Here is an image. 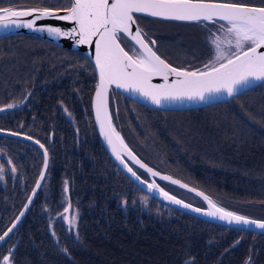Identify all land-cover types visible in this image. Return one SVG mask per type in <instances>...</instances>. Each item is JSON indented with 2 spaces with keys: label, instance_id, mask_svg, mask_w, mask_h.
<instances>
[{
  "label": "trees",
  "instance_id": "trees-1",
  "mask_svg": "<svg viewBox=\"0 0 264 264\" xmlns=\"http://www.w3.org/2000/svg\"><path fill=\"white\" fill-rule=\"evenodd\" d=\"M60 1L0 0V8H58L68 3ZM234 2L259 5L261 0ZM6 38L14 39L6 44ZM42 40L27 34L0 37V105L12 99L24 103L4 113L5 117L12 113L14 123L5 122L0 128L34 137L46 146L50 157L46 182L27 215L1 244L0 258L11 248L12 264H264V234L214 224L161 204L145 195L111 162L103 152L91 117L90 99L96 84L91 63L78 52L44 47ZM172 59L179 61V56L173 54ZM193 60L199 63L192 68H201L209 59ZM83 63L85 68L80 67ZM258 92L263 105L264 89ZM117 95L122 122L119 128L146 163L204 190L230 209L239 208L236 201L264 203V151L259 137L255 138L257 132L264 134V126L256 128L244 119L250 135L231 137L216 149L208 141L211 133L221 137L242 131L230 119L237 114L236 106L222 104L224 108L212 118L225 122L204 124L208 134L201 136L200 143L180 138L175 130L179 124L205 120L193 117L192 110H158L136 104L140 108L136 122L126 119L134 108L128 101L121 102L124 95ZM33 96H37L36 101ZM69 98L82 103V114L76 113L73 125L64 120L62 108L73 105ZM134 136L141 140L142 148ZM13 142H18L15 149ZM92 145L99 157L89 148ZM0 146L10 150L17 174L7 172L6 176L13 179L0 181L1 234L28 195L31 188L26 196L23 192L26 174L37 169V176L41 155L33 144L15 138L0 136ZM199 149L205 157L200 156ZM82 154L88 162L74 164ZM196 163L198 166H194ZM172 164L185 169L177 173ZM22 169L26 170L24 174ZM64 179L69 183V200L80 209L79 223L77 235H68L59 224L55 240L49 228L52 225L54 229L53 215L57 218L62 208ZM143 197L148 200L145 209L149 213L141 206ZM120 198L127 202L125 210L117 206Z\"/></svg>",
  "mask_w": 264,
  "mask_h": 264
},
{
  "label": "snow or ice",
  "instance_id": "snow-or-ice-1",
  "mask_svg": "<svg viewBox=\"0 0 264 264\" xmlns=\"http://www.w3.org/2000/svg\"><path fill=\"white\" fill-rule=\"evenodd\" d=\"M135 14L181 22L224 23H219L215 31L209 32L207 40L212 55L208 62L202 69L186 70L170 65L158 55L154 50L156 41L148 38L147 33L138 25ZM25 17L32 19L22 21L21 18ZM49 18L69 21L74 27L68 31L54 26L37 30H46L58 37L75 38L78 45H95V65L99 72V83L96 86L94 107L101 134L112 147L118 160L119 147L141 168H146V165L132 156L111 124L107 109L109 85L114 84L125 91L139 93L152 104L161 105L165 101L183 99L204 101L206 97L214 94L233 97L242 88H247L254 82L264 83V51L261 50L264 49V0H261L259 5L231 0H68L67 4L55 9L51 6L22 10L0 8V27L4 28L15 25L31 29L37 20ZM124 38L133 42L129 45V50L122 46ZM153 76L162 77L165 83L152 84ZM170 76H175L176 79L169 81ZM14 106L9 104L7 108ZM40 147L43 148L44 145ZM44 156L46 167L47 150ZM124 166L128 168L127 164ZM146 170L152 176L159 175L151 168ZM128 171L140 180L131 168H128ZM43 178L42 171L40 180ZM161 179L171 180V177L162 176ZM40 180L37 181V187L40 186ZM171 182L179 183L176 180ZM65 184L67 185V182ZM148 188L156 189L158 185L153 182ZM159 191L173 202L181 203L163 189ZM204 199L212 209L206 213L208 216H218L220 220L227 219L229 223L255 225L256 228L264 229V222L250 220L217 207L207 196ZM14 227L15 225L0 235V244L6 240ZM12 252L10 248L9 254L2 255L0 264H12Z\"/></svg>",
  "mask_w": 264,
  "mask_h": 264
},
{
  "label": "rangeland",
  "instance_id": "rangeland-1",
  "mask_svg": "<svg viewBox=\"0 0 264 264\" xmlns=\"http://www.w3.org/2000/svg\"><path fill=\"white\" fill-rule=\"evenodd\" d=\"M221 2H228L229 0H220ZM235 0H231V2H234ZM250 2H254L256 0H248ZM65 0H61L59 3H64ZM257 5V4H255ZM46 6V5H44ZM51 6V5H49ZM219 23H224L217 21L216 23L213 22H202L199 24L196 23H183V24H177L173 22H166L161 20H154L150 18H141V26L146 30V32L159 44V50L165 55V57L170 60L172 63L182 66L184 68H192L194 65L199 63L198 61L193 60V57H199L198 54H205V59L211 58V51L210 46L208 44L207 37L209 36L210 31H215ZM206 25V26H205ZM14 38H6L4 42L6 44H10V41ZM164 44L165 46H170L168 49H164V52L162 51L160 45ZM44 46L47 45V42H44ZM176 45L177 48L175 50H172V47ZM177 54L179 56V61H174L172 59V55ZM204 55V56H205ZM5 57V56H4ZM80 67L85 68L86 65L83 63ZM261 84V85H260ZM261 86V88H260ZM259 90L264 89V83H259L253 87H250L246 89L245 91H242L241 93L236 94L235 96L231 97L229 100L222 102L218 105H210L206 107H202L201 110H192L191 113H193V117L203 119L198 123L195 124H188V121H185L186 124H179V127H176V132L180 135V138H183L185 140L190 139L191 141L195 142H202V135H204L205 127L204 124H213V126H216L219 123H224L225 120H215L212 118V115L215 113H218L217 111L219 109H223L224 106L222 104L228 103V106H236L238 108L237 114L232 116L230 119L235 122V124L238 125V127L243 131H240L236 133V131L233 133V135L228 136L226 133H224L221 137H215L214 133L210 134L209 137V144L213 147L218 149L219 146L225 144L228 142V140L231 137H238L242 138V136L250 135L248 134V129H246V125L244 124L243 120L245 119L248 123L253 122L252 126H255L256 128H261L264 126V104L260 105V101L257 98V95H261V93L258 92ZM127 99H122L121 102H126ZM128 104H130L134 110L129 113V115L126 117V119H132L133 121H138L139 114L138 110L140 109L136 104L132 101H129ZM251 109L252 111H250ZM186 112H181L180 114H184ZM196 113V114H195ZM254 113V114H253ZM257 114L258 116H256ZM191 125V126H190ZM254 127V128H255ZM144 131V130H143ZM145 132V131H144ZM242 132V133H241ZM190 134V135H189ZM208 134V133H206ZM255 135V134H254ZM259 137V143L262 146V151H264V134H260L257 132V135H255V138ZM136 143L141 147V140L134 136ZM180 140V139H179ZM4 145V144H3ZM12 148L18 147V142L12 143ZM260 146V147H261ZM142 148V147H141ZM201 157H205L206 155H201V149L198 150ZM11 152L10 150L5 146H0V181L3 183L6 178L13 179L12 176H16V166L13 165V163H9L11 161ZM161 160V157H160ZM161 162V161H160ZM172 166L176 167L177 173H182L185 169L183 166L179 164H172ZM194 166H198V164H194ZM24 168V165H23ZM15 169V171H13ZM18 169V168H17ZM36 170L37 169H30L29 172L26 174V181L24 183V195L26 196L28 190L31 188L32 183L34 181V178L36 176ZM25 169H22L23 174L25 173ZM7 172L12 174V176H6ZM48 174V172H47ZM46 174V177H47ZM35 175V176H34ZM142 175V173H141ZM42 185L45 184V179ZM15 181V180H14ZM19 181V180H18ZM149 181V179H147ZM7 183V182H5ZM158 186H161L157 184ZM67 186V191H65V187ZM162 187V186H161ZM164 187V186H163ZM171 191L176 193L178 196H181L184 199H187L189 201L194 202L195 198L193 196H190L188 194H184L181 190L178 188H175L174 190L172 187H168ZM63 200H64V207H63V215H62V223H65L67 228L75 229L77 215L75 212H72L70 209L71 203L68 199V185L64 184L63 186ZM141 200V206L145 209V206H147L148 200L147 198L143 197L140 198ZM124 198H120L117 200V206L121 207L123 210L126 209L127 202L125 203ZM196 204H199V201L195 202ZM237 204L241 207V205H247V209L252 210H242L244 213L250 215L251 217L258 219V220H264V203L262 202H239L236 201ZM68 209L66 212L65 209ZM146 210V209H145ZM169 210V209H168ZM147 211V210H146ZM147 213H149L147 211ZM39 215V213H37ZM169 214H173L169 210ZM51 233H53V238L56 240L57 236L56 233L53 232V230H50Z\"/></svg>",
  "mask_w": 264,
  "mask_h": 264
},
{
  "label": "water",
  "instance_id": "water-1",
  "mask_svg": "<svg viewBox=\"0 0 264 264\" xmlns=\"http://www.w3.org/2000/svg\"><path fill=\"white\" fill-rule=\"evenodd\" d=\"M10 8H12V7H10ZM27 8H34V7H19V8H14V9L22 10V9H27ZM61 14H63V13H61ZM135 15L143 16V17H151V16H147L146 14H135ZM152 18L168 20V19L159 18V17H152ZM30 19H32V17L21 18L22 21H27V20H30ZM169 21H174V20H169ZM178 22H181V21H178ZM47 26L59 27V28H61L64 31H68V30H70L71 28L74 27V24L69 22V21H61V20H57V19H50V18L49 19H40V20L36 21L35 25L31 29L30 28H26V27H22V26L21 27H16L15 25H9L7 28L0 27V37L7 36V35H12V34L34 35V36H37V37H40V38H44V39H47L49 41L58 43L60 45L68 47L69 49L77 50V51L83 53L84 55H86L91 60V62L93 63V65L95 67L96 75H97V84H98L99 83V72L96 69V65H95V45L94 44H92V45H78V44L75 43V38H71L70 39V38H67V37H58V36H55L54 34H51V33L47 32L46 30H44V31L37 30V29L46 28ZM134 29H135V26H133V30ZM121 35L123 36V34H121ZM129 42L131 44L133 43L132 41L128 40L127 38H124V42L122 43V46L125 47V50H126V47H127L126 44L129 43ZM261 50L264 51V49H261ZM195 69H197V68H195ZM195 69H189V70H195ZM200 69H202V67ZM174 79H176L175 76H170L169 77V81L174 80ZM151 83L152 84H164L165 81L160 76H153L152 80H151ZM259 83H261V82H259V81L254 82V83L251 84V86H249L247 88H242L239 93H241L242 91H245L246 89H248L250 87H253V86H255V85L259 84ZM112 90L116 91V92H119V93L129 97L130 99L136 101L137 103H140V104H143V105H147L149 107H153V108H157V109H163V110H188V109H194V108H199V107H204V106H209V105L221 103V102L227 101V100H229L231 98V97H228L226 94H214L212 96L206 97V99L204 101L183 99V100H177V101H165V102H162L161 105H155V104H152L150 100L140 96L139 93H133L131 91H125L124 89L117 88L113 84V85H109L108 86L107 103H108V94L110 92H112ZM95 95H96V88H95V91H94V94H93L91 107H92L93 120H94V124H95V128H96L97 134H98V136H99V138H100V140H101L106 152L113 159V161L116 163V165L142 191H144L145 193H147L148 195H150L151 197L155 198L156 200H158L159 202H161L163 204H166V205H168V206H170L172 208H175L177 210H180L182 212H186L188 214L194 215V216H196L198 218H201L203 220H206L208 222L220 224V225L231 227V228H237V229H243V230H249V231L264 233V229L256 228L255 225H247L246 226V225H243V224H236L234 222L233 223H229L227 219L220 220L218 218V216H216V217L208 216L206 213L209 212V211H212V209L209 208L208 201L204 199L205 196H207L214 204H216L217 207L223 208L226 211L233 212V213H235L237 215H240V216H244V217H246V218H248L250 220L264 222V220H258V219H255L253 217H250V216H248L246 214L238 213V212H236L234 210L228 209V208L222 206L221 204H219L213 197H211L209 194H207L203 190H201V189H199V188H197L195 186H192V185L186 183L185 181H183V180H181V179H179V178H177V177H175V176H173V175H171L169 173L161 172V171L155 169L154 167L148 165L143 160H141L138 156H136L135 153L131 150V148H129L127 146V144L124 141H123L124 145H126L128 151L131 152L132 156H134L137 160H139L141 163L146 165V168H151L154 172H157L159 175L152 176L150 173L147 172L146 168H141L138 164L134 163V161L127 155V153L123 149H120L119 147H118V151H119L120 159L118 160L116 158V155L112 151V147L108 144V142L105 139V137L101 134L100 125L97 122L96 111H95V107H94ZM107 109H108V106H107ZM0 134H2V135L4 134V135H8V136L13 137V138H18V139L29 141V142L35 144L36 146H38L41 149L42 153H43L42 166H41V169H40V171L38 173L37 179H36V181H35V183L33 185V188L31 190V192L29 193L26 201L24 202L22 208L20 209L19 213L15 217V219L5 229L4 232H6L10 227H13V225H15V227L13 228V231H14L16 229V227L19 225V223L21 222V220L23 219L24 215L27 213L29 207L31 206L32 202L34 201V199H35V197H36V195L38 193V190L40 189V186H41V184H42V182L44 180V178H43V180H40L41 172L42 171L44 172V177H45L47 166L45 167V156H44L45 148L44 147L41 148L40 147L41 144L37 140H34V139L29 138V137H27L25 135H22V134H18V133H14V132L2 131V130H0ZM114 139H115V137H114ZM121 161H123V162H121ZM125 164H127L128 168H131L132 171H134V169L132 167H135V168L143 171L144 173H146V175L148 176L150 181L144 180L140 175H138V173H136L134 171L136 173V175L140 177V180H137L136 177H134L132 175V173L128 171V168H126L124 166ZM47 165H48V162H47ZM162 176L171 177V180L179 181V183H175L174 184V183L171 182V180L161 179ZM38 180H40V186L39 187H37V181ZM156 180H159V181H161V182H163L165 184H168V185L173 186L175 188H179V189L189 193L190 195H192L196 199V201H199V204H196L195 203L196 201H194V202L187 201V200L179 197L178 195H175L174 193L164 189L161 186H158V188H156V189L149 190L148 185L150 183H153V182H155V184L157 185ZM181 185H185V186L181 187ZM159 189H163V191L167 192L169 194V196L174 197L175 200H178L181 203H175V202H173V200H170V199L164 197L163 195H161ZM200 194H203V195H200ZM25 205H27V207H25ZM184 205H188V207H184ZM195 209H199V211H195ZM22 212H23V215H21ZM17 217H19V220H17ZM3 233L1 235H3Z\"/></svg>",
  "mask_w": 264,
  "mask_h": 264
},
{
  "label": "flooded vegetation",
  "instance_id": "flooded-vegetation-1",
  "mask_svg": "<svg viewBox=\"0 0 264 264\" xmlns=\"http://www.w3.org/2000/svg\"><path fill=\"white\" fill-rule=\"evenodd\" d=\"M44 42H47V45H43L44 47H54V48H63V47H61V46H59V45H57V44H55V43H52V42H50V41H47V40H42V41H40V44H44ZM127 45V47H129V45H130V43H127L126 44ZM156 48V47H155ZM63 49H65V48H63ZM205 54H198L197 56H199V57H203ZM85 63H87V61L85 62ZM118 93H116L115 91L112 93V94H110V96H109V105H110V109H111V107L112 108H114V107H116V105H117V101H116V97L118 96L117 95ZM33 98L35 99L34 101H36L37 100V96H33ZM69 101H71L72 103H73V105L72 106H70V107H68V109L66 108V107H64L63 105H62V108H63V114H64V120H67L68 122H70L72 125L73 124H76V122H77V112H79L80 114H82V103H81V101L80 100H75V101H73L71 98H69L68 99V102ZM115 101V102H114ZM22 102V101H21ZM20 102V100L19 99H12L11 100V102L10 103H4V104H2V105H0V109H3L2 111H0V124H3V123H9L10 125H12L13 123H14V119H13V114L12 113H10V115L8 116V117H5V115H4V113H6V112H11L12 110H15L16 108H18L19 106H21V105H23L22 103ZM26 102V101H25ZM28 103H32V101H30L29 102V100H28ZM9 104H13V105H15L14 107H12V108H7V105H9ZM51 115L53 116L54 115V113H51ZM34 115L33 114H31V116H30V118H32ZM2 119H7V121H1ZM74 121V123H72ZM1 129H3V130H6V129H8V128H1ZM14 131V130H13ZM97 133V132H96ZM98 135V134H97ZM98 139H99V136H98ZM99 142H100V144H101V147H102V149H103V152H104V154L111 160V162L116 166V164H115V162L113 161V159L109 156V154L106 152V150H105V148H104V146L102 145V143H101V141H100V139H99ZM90 149H92V150H94L95 151V155H97L98 157L100 156V154H99V152H97L98 150L96 149V147L94 146V145H92V146H90L89 147ZM88 161L85 159V156L82 154V155H80V156H77L76 157V160H75V163L74 164H86ZM117 167V166H116ZM118 168V167H117ZM119 169V168H118ZM120 170V169H119ZM121 171V170H120ZM122 172V171H121ZM123 173V172H122ZM63 186H64V184H65V182H67V185H68V187H69V183H68V180L67 179H64L63 180ZM62 197V196H61ZM70 201V200H69ZM70 203H71V201H70ZM63 207H64V200H63V197H62V208H61V211H60V213L58 214V217L56 218L55 217V215H53V222L55 223V226H54V229H53V226L51 225V227H52V229L54 230V232H55V230H56V228L58 227V225L60 224L61 226L63 225V224H61V220H62V215H63ZM70 209H71V211L72 212H75L76 213V215H77V221H78V223H79V214H80V209H78L77 208V206L76 205H74V204H72L71 203V206H70ZM62 214V215H61ZM64 226V225H63ZM63 226H62V228H63ZM64 228H66L65 226H64ZM63 228V229H64ZM66 231V230H65ZM66 233L69 235V234H72L73 235V233L72 232H67L66 231Z\"/></svg>",
  "mask_w": 264,
  "mask_h": 264
},
{
  "label": "bare ground",
  "instance_id": "bare-ground-1",
  "mask_svg": "<svg viewBox=\"0 0 264 264\" xmlns=\"http://www.w3.org/2000/svg\"><path fill=\"white\" fill-rule=\"evenodd\" d=\"M122 95V94H121ZM116 99H117V97H116ZM117 101V100H116Z\"/></svg>",
  "mask_w": 264,
  "mask_h": 264
}]
</instances>
